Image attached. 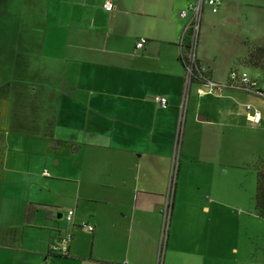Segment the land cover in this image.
I'll use <instances>...</instances> for the list:
<instances>
[{
  "label": "crops",
  "instance_id": "crops-1",
  "mask_svg": "<svg viewBox=\"0 0 264 264\" xmlns=\"http://www.w3.org/2000/svg\"><path fill=\"white\" fill-rule=\"evenodd\" d=\"M103 1L0 0L5 14L15 3L28 13L0 51V264H156L164 201L160 264H264V243L250 238L264 237L250 167L264 155V111L248 101L256 93L232 87L215 55L196 54L218 86L185 108L175 149L184 162L168 190L185 76L179 13L191 0H112L111 12ZM203 12L235 18L244 50L229 54L228 70L264 79L241 63L250 43L264 47V0ZM249 127L262 137L250 140ZM66 235V254H49Z\"/></svg>",
  "mask_w": 264,
  "mask_h": 264
},
{
  "label": "rangeland",
  "instance_id": "rangeland-1",
  "mask_svg": "<svg viewBox=\"0 0 264 264\" xmlns=\"http://www.w3.org/2000/svg\"><path fill=\"white\" fill-rule=\"evenodd\" d=\"M27 14L28 13H27L26 7H24V9L22 7L21 9V7L17 5V3H15L14 9L13 7H11V10L9 11V13L5 14L1 8V3H0V51L2 49V45H4L5 38L9 37L10 40L14 39V41L17 39L19 35L20 24L25 22ZM234 21H235L234 17L227 18L225 15V18L223 19L222 15L218 16V14L216 15L210 14L209 16L208 15L206 16V12H203V14L200 17L198 31H197L196 38H195V55L201 53L205 55L208 59H211L210 57L215 55L216 61L215 63H213V65L216 69L220 70V73L222 76H225L227 73H229L228 72L229 65H227L228 62H226L229 54L234 50L239 51V52L244 50V47H242V45H240L239 47L236 40L234 39V37L236 36L237 28H238V27H235L236 21L235 22ZM250 44L254 45L252 43ZM0 63H1V58H0ZM245 72L250 77L256 78L259 84H264V79H262L261 75L256 74V72L250 69L249 70L246 69ZM1 79L2 78L0 74V114H2V110L5 108L1 105V99L3 95H5L7 92L6 90L2 91L3 87L1 84L2 83ZM16 79L17 78H15L14 81H16ZM12 89H13L12 98L17 99L16 98L17 92H16L14 85ZM195 89H196V85H190L188 88V94L186 96V99L183 102V107H182L183 110L181 111L180 128L182 125V119H183L182 116L184 115L185 108H187V106L192 107L193 105L197 103H201V100L203 101L211 97V96H204L202 98H197V96L195 95ZM183 90H184V84L182 87V94H183ZM28 94L30 96L31 93H28ZM255 95L251 94V96L248 98L249 99L248 101H251L253 106H256L259 110L264 111V98L258 94L256 96ZM181 98H182V95H181ZM25 99L26 100L28 99V95ZM247 130H248V135H249L250 140H258L259 138L262 137V133L259 131H256L250 127ZM1 141H2V138H1V132H0V146H1ZM179 160H180V166L183 165L184 159L182 158V156H180V159H179V152L178 153L175 152V149H174V152L170 160V175H169V181L167 183L168 190L169 188H172L173 181L175 180V175H176ZM255 162L256 161L251 163L250 167L254 166ZM208 177L210 180L209 182L210 184L212 183V176L208 175ZM181 178L182 177H181V170H180V180ZM214 179H217V178H214ZM244 186H245L244 190L249 193V190H250L249 184L247 183ZM211 189H212V186L209 185V190ZM232 190H233L232 194H238L234 189ZM251 190H254V188ZM253 195H254V191H253ZM165 203L166 202L164 201L163 207ZM261 223H262L261 225L264 226V220ZM251 224H252L251 222L248 223V225H251ZM161 229H162V226H161ZM166 231H167V226L165 228V232ZM164 234L165 233H163V239H164ZM159 235L161 237V231L159 232ZM250 238H252V240L255 242L258 241V244L264 243V237L262 240L261 238L256 240L252 235H250ZM163 252H164V246H162L161 249H159V263L163 256Z\"/></svg>",
  "mask_w": 264,
  "mask_h": 264
},
{
  "label": "built area",
  "instance_id": "built-area-1",
  "mask_svg": "<svg viewBox=\"0 0 264 264\" xmlns=\"http://www.w3.org/2000/svg\"><path fill=\"white\" fill-rule=\"evenodd\" d=\"M221 0H191L188 3L187 7L180 11L179 17L187 19V25L183 28L182 34L178 41L179 46L181 45L183 39L188 35L189 38V50L188 55L186 57V70L184 76V90L181 98V103L179 106V115L177 120L176 127V136L174 149H177L178 139L180 135V119H181V111L183 110V102L186 99L188 94V88L190 84V72L191 69L195 67L196 64V55H195V38L198 31V26L200 22V17L202 14L203 8L209 9L211 13H216L220 6ZM102 9L105 12H111L113 10L112 0H104L102 3ZM145 44V40L140 38L136 44V49H141ZM198 68L200 73H206V66L203 64H198ZM228 81L232 87L242 88L246 90L254 91L256 94L260 95L264 98V85L259 86L257 82L250 79L248 74L245 71L238 70H230L228 73ZM217 84L212 82L209 78L203 77L199 84H196L195 93L198 96H205L212 94L217 88ZM152 100L159 106L161 109H165L167 107V101L164 97L154 95ZM246 113V118L251 124H258L260 121V114L258 111L252 110L249 105H245L244 107ZM162 213V229H161V237L159 242V249L163 246V241L165 240V234L163 239V233H165L166 228V220L169 214L168 203H165L164 207L161 210ZM73 217V212L70 210L66 213L65 219L67 222H70ZM88 230H92V227L87 226ZM69 235L61 237L58 241L52 242L49 245L48 252L52 255H65L68 249ZM159 249H158V260L156 264L159 263Z\"/></svg>",
  "mask_w": 264,
  "mask_h": 264
},
{
  "label": "trees",
  "instance_id": "trees-1",
  "mask_svg": "<svg viewBox=\"0 0 264 264\" xmlns=\"http://www.w3.org/2000/svg\"><path fill=\"white\" fill-rule=\"evenodd\" d=\"M178 55V61L180 62L183 70H186V57L189 50V38L188 35L183 39ZM244 66L250 68L264 69V47L251 45L248 49V53L244 59L241 60ZM199 62L196 61L195 67L190 72V84H199L203 77L209 78V71L206 67V73L202 74L198 68ZM210 79V78H209ZM255 190L253 195V209L255 214L264 219V155L255 160Z\"/></svg>",
  "mask_w": 264,
  "mask_h": 264
}]
</instances>
